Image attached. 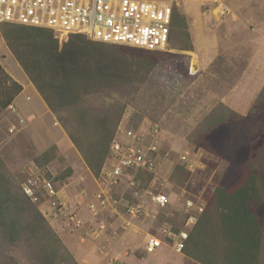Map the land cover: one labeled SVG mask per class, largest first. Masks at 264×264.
I'll return each instance as SVG.
<instances>
[{
    "label": "rangeland",
    "instance_id": "rangeland-1",
    "mask_svg": "<svg viewBox=\"0 0 264 264\" xmlns=\"http://www.w3.org/2000/svg\"><path fill=\"white\" fill-rule=\"evenodd\" d=\"M230 7L231 13L222 19L216 16L217 13L211 12L210 3L207 1L181 2L176 9L187 19L194 37L195 51H181L170 44L168 51L159 56L160 64L151 69L133 65L124 59V55L132 57L141 52L95 45L90 40L77 37L63 43L58 40V47H52L17 31L12 32L9 43L2 34L4 27H0V60L9 70V74H15L29 89L19 103L27 104L26 98L30 96L28 99L31 100L30 103L40 104L32 89L34 88L55 116L54 118L45 114V110L40 109V120L36 123L35 132L31 128L25 129L28 126L26 122L24 125L19 122L21 118L17 115L19 110L17 113L11 109L5 110L0 114V155L17 181L22 185L26 182L27 169L32 163L47 172V177L50 175L52 178H57L66 170H70V164L79 167L77 157L79 153L65 126L69 122L71 127L72 116L69 109L78 101L71 83L76 77L96 73L106 79L126 81L129 84L130 80H145L132 96L114 94L106 97L102 103L107 106L126 104L127 108L119 127L122 125L125 128H138L160 124L162 154L165 156L167 152H171L168 160L160 159L163 172L168 174L170 179L174 167L177 164L182 166L181 157L189 153L197 167L194 173L188 172L190 179L182 191H186L185 198L207 205V197L214 190L217 178L225 172L228 164L202 149H196L188 138L219 103L234 108L232 109L234 111L245 113L260 94L264 96V0L232 2ZM192 24L198 28L195 30ZM171 54L178 55L173 60L166 59ZM13 107L18 109L17 104ZM42 123L47 124L53 132L51 141L53 145H49L50 140L46 142L49 146L47 151H44L47 152L44 157L33 154L36 151L34 133L37 135L43 133L38 127ZM63 130L68 135V142L62 141L61 146L54 144L56 141L60 144L58 139L61 140L59 136H62ZM44 152L40 154L43 155ZM81 166L78 170L81 171L79 182L82 185L72 192V197H77L85 190L92 194L98 189L96 181L83 161ZM66 180L56 183L57 190L64 186ZM166 185V192L170 195L172 205L166 213L153 207L155 221L149 219L143 221L146 236L156 234L158 227L164 222L173 224L176 230L184 223L187 209L183 208V200L178 201L182 191L174 192L170 182ZM126 189L127 186L124 185L118 194L121 195ZM46 201L41 206V212L52 225L57 226L58 221L55 222L48 204L50 201ZM174 208L184 214L175 212ZM85 218L88 219L84 223L85 231L89 232L57 233L72 251L78 264H109V257L101 254L100 248L106 244L107 238L117 233L110 229L100 241H94L90 238L91 230L107 222L98 220V217L93 218L89 211L86 212ZM107 221L109 222V219ZM70 230L73 231V227L67 229ZM123 235L124 232H119V236ZM129 235L133 238L131 245L119 241L116 246L117 251L130 252V255L125 257L124 264H191L182 254L171 251L167 245L162 246L163 252L159 254L143 253L140 256L139 248L144 235L142 232L138 234L142 235L140 237L136 234ZM23 264L30 262L26 261ZM31 264L49 263L40 259Z\"/></svg>",
    "mask_w": 264,
    "mask_h": 264
},
{
    "label": "trees",
    "instance_id": "trees-1",
    "mask_svg": "<svg viewBox=\"0 0 264 264\" xmlns=\"http://www.w3.org/2000/svg\"><path fill=\"white\" fill-rule=\"evenodd\" d=\"M1 27H4L3 37L9 43L12 32L17 31L52 47L59 45L50 30L10 24ZM92 43L141 52L132 57L124 55V59L145 69L158 66L161 60L158 58L163 54L161 51ZM170 44L181 51H195L187 19L177 9L173 14ZM177 55H168L166 59L173 60ZM144 81L130 80L129 84L92 73L76 77L71 83L78 101L70 106L72 125L69 127L68 122L66 130L97 180L109 163L110 146L127 108L125 103L107 106L102 101L119 93L132 96ZM23 89L0 64V114L9 109ZM188 141L196 149L225 161L228 166L207 197L205 211L190 232L183 256L191 264H264L263 94L244 116L219 103L206 115ZM72 173L70 169L57 178L48 175V179L53 180L56 187L58 181L68 179ZM137 178L142 181L143 188L152 181V175L146 171L139 172ZM189 179V173L177 164L169 182L173 191L178 193ZM120 197L116 194L117 199ZM125 197L134 202L132 191L126 190ZM46 200L48 197L41 192L37 200L27 197L21 182L17 181L0 155V264H23L26 261L31 264L40 259L49 264H78L41 212Z\"/></svg>",
    "mask_w": 264,
    "mask_h": 264
},
{
    "label": "built area",
    "instance_id": "built-area-1",
    "mask_svg": "<svg viewBox=\"0 0 264 264\" xmlns=\"http://www.w3.org/2000/svg\"><path fill=\"white\" fill-rule=\"evenodd\" d=\"M185 0H0V27L5 24L46 29L53 32L61 43L75 36H83L90 41L114 46H123L147 51H168L170 46L173 14ZM210 3L211 12L225 18L231 13L230 4L243 0H203ZM11 110L17 113L13 106ZM22 125L23 118L19 119ZM162 129L160 124L125 128L120 125L110 146L109 163L103 168L97 180L99 190L93 195L81 192L77 200L84 204L93 217L103 214H119L122 209L132 220L155 221L152 207L166 213L172 205L166 183L169 176L163 172L160 159H169L171 152L162 154ZM185 153L181 157L182 166L194 173L197 165ZM146 171L152 175L151 183L143 188L137 174ZM27 180L22 185L24 194L32 200L43 192L50 201L52 215L63 218L69 227L80 230L84 226L78 212H72L59 198L53 180L45 171L32 163L27 169ZM127 186L133 192L134 202L125 197L119 199L117 192ZM169 186V185H168ZM182 191L178 201L183 200L187 209L184 223L176 230L169 222L162 223L156 234L145 237L144 250L154 254L168 246L171 251L182 254L190 239V232L197 226L206 204L185 198ZM175 194V193H174ZM175 212L184 214L174 208ZM158 215V213H157ZM170 217V214L168 213ZM167 216V217H168ZM168 217V218H169ZM107 224L101 223L91 230L90 238L99 240L107 232ZM111 264H124L120 259Z\"/></svg>",
    "mask_w": 264,
    "mask_h": 264
},
{
    "label": "crops",
    "instance_id": "crops-1",
    "mask_svg": "<svg viewBox=\"0 0 264 264\" xmlns=\"http://www.w3.org/2000/svg\"><path fill=\"white\" fill-rule=\"evenodd\" d=\"M192 27L195 30H196V28H198V27H196L195 24H192ZM0 64L6 70V72L9 74V70L3 65L2 60H0ZM9 75L15 81L20 83L23 86V88H24L22 93L16 98V100L14 101V103L11 106H13L14 104H17V107H18L17 110H19L17 115L20 116L21 118H23L25 120V122H26V125H28L27 128H25V129H30L31 128L32 130L37 132L36 123L40 120V116H39V110L40 109H44L45 110L44 111L45 114L52 115L54 118H55V116H54L53 112L51 111L50 107L48 106V104L46 103V101H44L42 99V96L40 95V93L34 88H32V89L35 91V93L37 95V98L39 99L38 102L40 104L36 105V104L30 103L29 101H31V100H28L29 98H31L30 96H27V98H26V100L28 101L27 104H23V105L20 104L19 100L21 98L25 97V95L27 94L29 89H27L24 86V84H22L20 82L18 77L15 76V74L14 75L13 74H9ZM10 107L6 111H9ZM251 107L245 113L239 112L238 110H235V111L237 113H239L240 115L244 116L250 111ZM231 109H234V108H231ZM38 127L40 128V131L43 130V133L42 134L38 133V135L36 133H34L35 134V142H36L34 145H35L36 151L33 154L35 156L44 157V156H46V153H47V152L45 153L44 151H47V147L49 145L50 146L53 145V143H51V141L53 139V132L50 129V127L47 124H45V123L40 124V126H38ZM20 132H21V130H20ZM28 132H29V130L26 131V133H28ZM61 135H62L61 137L59 136V138H61V140L58 139L60 144H58V141H56L57 143H54V144H57V145L61 146L62 141L68 142L69 138H68V135L66 134V132L64 130L62 131ZM49 140H50V143H49V145H47L46 142H48ZM55 140H56V137H55ZM75 149H76V147H75ZM41 152H44L43 155L40 154ZM77 157H78L79 167L77 168V167L73 166L72 164H70L69 168L72 170L73 173H72L71 177L66 180L67 182H65L64 186H62L61 189L58 190V192H59V197L61 198L63 203L67 204V206L69 207V210H71L72 212H78L79 216L83 219V221L85 223V221H88V219L85 218L86 212L89 211L88 208H87V205L84 204L83 206H80V204H79V202L77 200L78 195H77V197H75V196L72 197L71 196V195H73L72 192L75 191L77 187H80V185H82L81 182H79V176L81 174V171L78 170L80 167H82L81 166L82 165V161L85 164V166L87 167V165L84 162V160H83L82 156L80 155V153H79V156H77ZM87 170L89 171L91 176L96 181V184H97V187H98V189L96 187V189H97V191H95V193H96L99 190V185L97 183V179L93 176V174L90 172L88 167H87ZM74 186H76V187L74 188ZM95 193H92V194L90 193V195H93ZM117 193H120V190ZM151 209H152V212H153L154 211L153 207ZM93 218L96 219V217H93ZM108 219H109V222L107 221ZM54 220H55V222L58 221L57 226L56 225L55 226L52 225L57 232H89V230L85 231V229H86L85 225L86 224L80 230L73 229V231H71V230L67 231V229H69V226H68V224H67V222L65 220H63L62 218H59V219L54 218ZM98 220H105L107 222L106 223L107 224V228H108L107 232H110V229H111V230H113V232L118 234V235L114 234L113 237L107 238L106 244L101 246V248H100V253L104 254L105 257H109V260H108L109 264H110V260H113L115 258L120 259L124 263L125 257L130 255L129 251H126V252L123 253V252L117 251V248H116L117 243L119 241L122 244H125V245H131L132 244L133 238L129 234H131V235L136 234V236H139L138 234H140V232H142L144 237L141 240V242L143 244L141 243V245H140L139 249H141V251L139 252V255L142 256L143 253H146L145 250H144V242H145L146 233H145V230H144L143 220H132V219L128 218L126 216L125 212L122 211V210H120L119 214H107L106 213V214H103L101 216H98ZM64 224H65V226H64ZM119 232H124V235L123 236H119ZM103 236L99 239V241L103 238ZM140 236H142V235H140ZM81 240L83 241V239H81ZM161 252H163V251L160 249V250H158L156 252V254H159ZM71 253H72V251H71ZM149 255H151V254H149ZM82 260H84L83 256H82Z\"/></svg>",
    "mask_w": 264,
    "mask_h": 264
}]
</instances>
